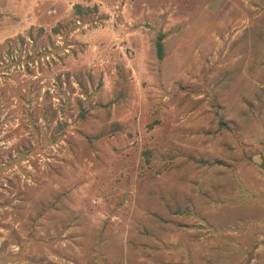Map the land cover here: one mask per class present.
Segmentation results:
<instances>
[{
    "label": "rangeland",
    "instance_id": "rangeland-1",
    "mask_svg": "<svg viewBox=\"0 0 264 264\" xmlns=\"http://www.w3.org/2000/svg\"><path fill=\"white\" fill-rule=\"evenodd\" d=\"M0 264H264V0H1Z\"/></svg>",
    "mask_w": 264,
    "mask_h": 264
},
{
    "label": "trees",
    "instance_id": "trees-1",
    "mask_svg": "<svg viewBox=\"0 0 264 264\" xmlns=\"http://www.w3.org/2000/svg\"><path fill=\"white\" fill-rule=\"evenodd\" d=\"M77 7H79V6H77ZM162 48H163V47H162V44H161V41H160V42L158 43V49H159L160 52H162V50H163Z\"/></svg>",
    "mask_w": 264,
    "mask_h": 264
},
{
    "label": "crops",
    "instance_id": "crops-1",
    "mask_svg": "<svg viewBox=\"0 0 264 264\" xmlns=\"http://www.w3.org/2000/svg\"><path fill=\"white\" fill-rule=\"evenodd\" d=\"M1 1V0H0Z\"/></svg>",
    "mask_w": 264,
    "mask_h": 264
}]
</instances>
